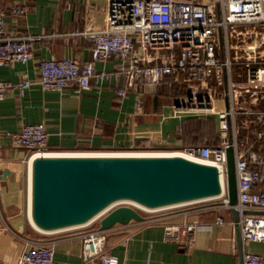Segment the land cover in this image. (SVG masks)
I'll return each instance as SVG.
<instances>
[{
	"label": "built area",
	"instance_id": "2783aa9c",
	"mask_svg": "<svg viewBox=\"0 0 264 264\" xmlns=\"http://www.w3.org/2000/svg\"><path fill=\"white\" fill-rule=\"evenodd\" d=\"M7 11L24 14L26 6L0 8V67L34 57V35L4 31ZM241 23H256L264 30V0H107L104 25L88 26L82 32L94 43L91 60L41 58L36 79L24 76L15 83L0 79V99L13 88L23 94L34 82L48 90L75 86L82 92L113 77L124 80L118 89L124 96L128 89L156 86L172 76L185 92L175 108L215 114L221 136L217 144L194 145L182 151L221 164L226 177V148L232 138L242 246L249 241L264 242V214L245 212L264 210V61L232 54L229 30ZM113 55L120 59L115 69H96V61ZM9 134L14 146L28 149L27 160L34 153L51 151L48 131L41 122L25 123ZM240 135L249 143L245 150ZM217 203L230 208L227 188L218 199L142 211L147 213L145 218L135 222L162 223L166 239L191 246L200 222L190 220L189 215ZM172 217L182 220L166 221ZM215 221L222 223L224 217L216 215ZM93 224L70 230H79L82 239L78 264H119L118 257L106 248L109 228ZM4 228L25 242L16 264H56L51 241L18 234L6 223ZM241 264H264V252L243 249Z\"/></svg>",
	"mask_w": 264,
	"mask_h": 264
},
{
	"label": "crops",
	"instance_id": "0c3cea01",
	"mask_svg": "<svg viewBox=\"0 0 264 264\" xmlns=\"http://www.w3.org/2000/svg\"><path fill=\"white\" fill-rule=\"evenodd\" d=\"M14 4L26 6V12L7 11L4 31L34 35V57L0 67V79L14 83L24 76L36 79L41 58L70 57L79 63L92 59L94 43L82 32L88 26L104 25L107 0H0V8ZM119 60L113 55L96 61L95 66L97 70H113ZM123 84L122 78L113 77L80 92L75 86L48 90L34 82L23 94L13 88L0 99V264H16L25 245L22 238L4 228L5 223L18 234L51 241L56 264L82 260L79 230L42 234L29 222V151L14 146L9 132L25 123L41 122L48 131L51 151L184 150L195 144H184L181 125L196 117L213 116L219 133L215 114L175 108L185 92L172 76L156 86L128 89L120 96L118 89ZM217 205L189 215L190 220L200 222L191 246L166 239L162 223L132 220L108 229L106 248L118 257L119 264H241L242 242L233 214L230 208ZM216 215L224 221L216 222ZM181 220L172 217L166 221ZM243 249L262 253L264 242L249 241Z\"/></svg>",
	"mask_w": 264,
	"mask_h": 264
},
{
	"label": "water",
	"instance_id": "95a60500",
	"mask_svg": "<svg viewBox=\"0 0 264 264\" xmlns=\"http://www.w3.org/2000/svg\"><path fill=\"white\" fill-rule=\"evenodd\" d=\"M226 152V177L221 164L178 152L34 153L28 159V220L42 234L83 228L97 220L100 229H108L117 223L143 220L142 211L218 199L227 188L241 242L231 137ZM245 212L264 214V210Z\"/></svg>",
	"mask_w": 264,
	"mask_h": 264
},
{
	"label": "rangeland",
	"instance_id": "374dc122",
	"mask_svg": "<svg viewBox=\"0 0 264 264\" xmlns=\"http://www.w3.org/2000/svg\"><path fill=\"white\" fill-rule=\"evenodd\" d=\"M229 42L231 52L234 56L236 54L237 58L251 56L264 61V30L260 25L256 23L238 24L234 29L229 30ZM239 132L242 134V129H239ZM240 136L241 141H244V144L241 147L245 150L249 143L247 142V139L242 137V135ZM142 213L147 214L146 212ZM97 225H99V220L93 224V226Z\"/></svg>",
	"mask_w": 264,
	"mask_h": 264
},
{
	"label": "trees",
	"instance_id": "16d2710c",
	"mask_svg": "<svg viewBox=\"0 0 264 264\" xmlns=\"http://www.w3.org/2000/svg\"><path fill=\"white\" fill-rule=\"evenodd\" d=\"M181 127L184 144H216L221 140L213 116L190 118Z\"/></svg>",
	"mask_w": 264,
	"mask_h": 264
},
{
	"label": "bare ground",
	"instance_id": "6f19581e",
	"mask_svg": "<svg viewBox=\"0 0 264 264\" xmlns=\"http://www.w3.org/2000/svg\"><path fill=\"white\" fill-rule=\"evenodd\" d=\"M173 152H178V153H182V154L190 155V154L186 153L185 151H173ZM190 156H192V155H190ZM193 157H195V156H193ZM195 158H198V157H195Z\"/></svg>",
	"mask_w": 264,
	"mask_h": 264
}]
</instances>
